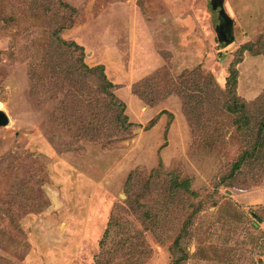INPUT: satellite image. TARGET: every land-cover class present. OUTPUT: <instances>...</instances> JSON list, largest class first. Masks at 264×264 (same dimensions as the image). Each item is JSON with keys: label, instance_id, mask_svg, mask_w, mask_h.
<instances>
[{"label": "rangeland", "instance_id": "374dc122", "mask_svg": "<svg viewBox=\"0 0 264 264\" xmlns=\"http://www.w3.org/2000/svg\"><path fill=\"white\" fill-rule=\"evenodd\" d=\"M236 60L230 104L256 114L264 0H0V264H264V159L233 171L253 142L226 107ZM164 69L213 76L210 128Z\"/></svg>", "mask_w": 264, "mask_h": 264}, {"label": "trees", "instance_id": "16d2710c", "mask_svg": "<svg viewBox=\"0 0 264 264\" xmlns=\"http://www.w3.org/2000/svg\"><path fill=\"white\" fill-rule=\"evenodd\" d=\"M222 19V18H221ZM223 27V26H222ZM217 29L221 30V25H217ZM221 41L224 42V39L219 37ZM66 48L68 51H77L78 49L81 50V56L84 54V48L80 45H78L76 42L66 43ZM247 45L244 46V49H246ZM66 49V50H67ZM238 60H236L233 63V67L231 68V76L227 81V111L237 114L236 122L239 123L240 126H246L248 127V130L250 132L249 137L253 138L252 147L250 151L246 152L244 156H242L238 161H236L233 164V171L237 172L239 171L242 166L245 165V163H250L251 165L256 164L255 162L261 161L264 159V98H262L260 104H263V109H260L258 113L255 114L250 112L248 109H243L242 111H236V109L239 107L240 101L239 97L236 94L237 90V80H238V71L235 67V64ZM241 59L239 60V62ZM238 62V63H239ZM97 69H99V78L101 83V89L105 94H110V89L114 87V84L110 82L105 75V69L104 66H96V67H89L88 66V76H90V73L97 72ZM98 74V72H97ZM155 77L161 78V84L156 83L157 86H160L164 90V95H170L172 93H178L184 103V107H186L187 113H192L194 116H198V114L202 111L203 114L200 116H204V119L202 121V126H208V128L211 127L213 124V120L215 117H219L220 113L222 112V109L225 105L218 108V103H220V97L223 95L219 88V86L216 84L215 79L211 74L208 76H205L204 81H201L202 73L200 69L195 70H185L184 73L179 76L178 78L172 77L170 73H167V70L164 69L160 72H158ZM148 94V95H146ZM157 92H155V89L152 85L149 86V92L143 94L142 96L144 99L148 102L155 101L158 96L156 95ZM157 96L155 98L154 96ZM111 99H114V96H111ZM240 101L236 102L233 106L230 104V101ZM120 102V103H119ZM117 101L118 104L124 105L125 104L122 101ZM116 104V101L114 102ZM113 102L110 101L109 105H112ZM246 107V106H245ZM128 118L125 117L124 119V125L128 126L130 123H128ZM88 129H94L93 127H88ZM97 130V129H96ZM92 135H95L93 132ZM259 168H257L256 172L254 173V179L257 181L264 172V166L259 165ZM256 168H254L255 170Z\"/></svg>", "mask_w": 264, "mask_h": 264}, {"label": "water", "instance_id": "95a60500", "mask_svg": "<svg viewBox=\"0 0 264 264\" xmlns=\"http://www.w3.org/2000/svg\"><path fill=\"white\" fill-rule=\"evenodd\" d=\"M222 19H223V17H222ZM221 29H223L222 33H221L220 29H217L218 35H219V37L223 38L224 42L226 43V41H228V40H226L228 30L225 27H222ZM229 41H231V40H229ZM7 123H8V118L6 117V115H4L3 113H0V125H6Z\"/></svg>", "mask_w": 264, "mask_h": 264}]
</instances>
